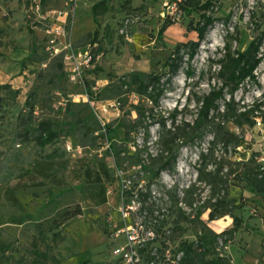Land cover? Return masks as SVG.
Listing matches in <instances>:
<instances>
[{"label":"rangeland","instance_id":"rangeland-1","mask_svg":"<svg viewBox=\"0 0 264 264\" xmlns=\"http://www.w3.org/2000/svg\"><path fill=\"white\" fill-rule=\"evenodd\" d=\"M99 1L78 0L73 4L68 0H41L40 10L36 11L33 0H0V86L10 88L0 90V255L5 264H33L34 247L56 259L47 264H129L115 251H125L130 246L138 257L135 264H150L138 249L154 256L152 264H176L180 256L176 238L179 231L155 235L156 224L171 222L178 207L189 215L215 200L209 199L207 187L196 181L197 158L207 148L209 136L181 146L174 169L163 171L155 180L139 166H131L128 155H122L117 178L105 182L106 203L96 205L86 189L80 188L79 168L85 162L94 166L97 160L115 168L104 130L97 132L102 135L95 145L82 149L80 154L70 153L64 147L67 141L74 140L71 135L61 136L58 143L39 149L31 136L19 141L22 125L17 116L20 111H27L25 101L29 93L33 94V126L45 120L58 123L68 119L65 106L69 102L87 103V109L76 108V112L84 116L91 111L101 126H115L111 139L118 146H126L132 152L136 144L154 152L161 123L166 127L172 123H192L197 108L195 96L208 92L210 86L220 85L215 76V61L221 57L224 43L236 35L235 30L238 41L231 43L239 51L260 35L264 29V0H219L214 15L223 18L231 14V20L227 25L216 23L190 68L183 63L170 81H166V69L161 64L177 42L196 40V34L186 32L185 25L195 23L198 15L175 11L174 24L157 36L165 16L164 4L169 0H105V5L92 16L90 6ZM65 8L72 12L66 31L73 44L90 43L102 55V72L87 74L81 84H73L65 76L57 77L58 54L47 53L48 44L45 46L42 40L43 24L55 22L54 11ZM37 21L42 23L33 26ZM94 31L97 35L92 41ZM32 42L37 46L38 58L47 54L44 63L40 64L35 56L25 59ZM15 51L26 52V56L15 57ZM260 54L264 55V45ZM186 70L192 72L190 77ZM132 71L164 74V92L157 105L125 87L120 95L109 100L93 101L87 97L86 82H90L92 92H99L109 83L108 74L119 78ZM255 75L256 83L244 82L234 94L235 101L240 105L262 104L260 108L264 110V61ZM10 90L19 93L13 98ZM136 108L144 110V115L140 116L141 123L133 125L138 118ZM118 123L134 126L127 144L123 140L124 127L118 128ZM226 127L244 139L235 151L228 148L230 160L247 161L255 153L257 162L264 165V121L256 119L253 127L237 128L231 123ZM63 150L65 155L61 154ZM50 155L53 156L49 158ZM211 167L209 164L207 170ZM192 184L194 187L185 195ZM228 196L244 204L233 211L242 226L231 234L218 235L231 225L232 219L224 216L209 221L206 209L200 219L217 235L207 233L205 237L212 248L210 257L218 258L221 264H264V197L236 187L229 188ZM77 205L82 215L53 230L41 227L61 210ZM168 226L169 223L163 228ZM181 226L185 228L183 240L195 241L200 235L193 223L182 222ZM129 235L134 236V244H129Z\"/></svg>","mask_w":264,"mask_h":264},{"label":"trees","instance_id":"trees-1","mask_svg":"<svg viewBox=\"0 0 264 264\" xmlns=\"http://www.w3.org/2000/svg\"><path fill=\"white\" fill-rule=\"evenodd\" d=\"M104 5L105 0H100L92 4L90 8L92 16H95L97 10ZM219 6V0H179L177 2V11H191L198 15V20L195 23L190 21L185 25L186 32L196 34V40L177 42L171 49L169 55L161 64V67L166 69L165 74L168 76L166 81H170L177 75L183 63L186 64L187 69L190 68L191 62L198 54L201 44L206 40L207 34L216 23L220 22L227 25L231 20V14L223 18L214 15V9H218ZM39 23H42V21L34 22L33 26L37 27ZM173 24L172 17L165 15L158 27L156 35L161 36ZM47 26L48 24H43V30ZM255 27H258L256 22ZM32 29L30 27L31 34L33 35ZM235 31L236 35L232 38V41L237 42L239 34L238 30ZM96 35V31H94L92 41H94ZM42 40H44L46 46L47 37L44 33H42ZM232 41L227 40L224 43L222 55L215 61L218 65L215 76L219 80L220 85L210 86L208 92L195 96L194 100L197 108L196 116L192 123L182 122L178 125L172 123L168 127L165 126L164 122L161 123L154 152L149 151L147 146L140 148L136 144L132 146V152L126 146L124 148L120 145L118 146L111 139V136L116 130L115 126H112V124L101 126L91 111L84 116H79V113L76 112V108H80L81 110L87 109V103L81 105L71 102L67 103L65 110L69 120L66 119L58 123L45 120L33 126L32 115L34 103L30 102L33 96L32 93H29L25 101L27 111H20L17 116L18 124L22 125L19 141L31 136L37 147L43 149L46 146H52L58 143L61 136L71 135L74 137V140L70 141L71 144L73 146L79 145L84 149L95 145L98 137L102 135L97 132L103 129L104 136L108 141L107 149L115 159V168L107 166L102 160H97L94 166L85 162L79 168V173L82 176L80 188L86 189L89 199L96 205H103L106 203L105 182H113L117 178L118 165L121 164L120 161L124 155H128L131 166H139L140 170L145 172L150 179L155 180L160 178L163 171L174 169L181 146L194 143L197 140L201 141L209 136L207 148L201 150L197 158L196 181L203 183L207 187L209 199L215 197L213 204H205L198 207L194 210V214L189 215L178 207L174 212V218H172L171 222L164 220L160 224H156L154 230L155 235H164L168 231H179V236L176 237L177 253L180 255L177 264H221L218 258L210 257L212 255V248L208 247L205 237L207 233L212 237H216L217 235L200 219L201 214L206 209L209 210L207 214L209 221L229 216L232 219L231 225L218 235L231 234L242 226L241 219L233 211L241 209L244 204L241 202L237 203L235 199L229 198V188L236 187L241 191H247L254 195L264 197V165L257 162V154L255 153H252L247 161L232 162L228 155V148L235 151L236 148L243 145L244 139L242 135L232 132L226 127L227 123H231L237 128H241L244 125L253 127L256 119L260 118L261 121H264V110L260 108L262 104L253 102L250 105H240L235 101L234 97L235 92L244 82L256 83L257 81L255 70L264 61V55L260 54L261 46L264 45V29L261 30L259 36H254L250 40L243 51L234 48L231 43ZM47 53L50 52L48 51ZM37 55V46L32 42L25 59L35 56L40 64L46 61L47 54L39 58ZM55 58L58 59L56 65L59 69V74L57 77L65 76L68 79L62 54L56 55ZM101 72V64H95L92 69L85 72L84 79L87 78V74H100ZM186 73L189 77L192 75L190 70H186ZM163 75L132 71L119 78H113L108 74L109 83L100 89L99 92H92L91 86L89 85L90 82H86V94L93 101L109 100L120 95L125 87L137 95L147 98L153 105H157L164 92L163 86L161 85ZM5 88H9V86H0V90ZM18 93V90H10V96L13 98ZM226 96L228 97L226 98ZM136 109L138 111V118L133 122V125L141 123L140 116L144 115V110H140V108ZM133 125L127 126L124 123L117 124L118 128L124 127L123 140L125 144L130 139ZM54 152L56 150H53L52 153L54 154ZM61 154L65 155V151L63 150ZM52 156L50 155L48 157L51 158ZM209 164L212 167L207 170ZM193 187L194 184L185 190V195ZM82 213L78 205L74 208L63 209L56 216L48 220L46 225L41 224V227L46 226L48 230H53L64 222L78 215H82ZM182 222L193 223L199 228L200 235L195 241H187L181 238L182 232L185 231V228L181 226ZM168 223L170 226L164 229L163 227ZM40 233L42 234V231ZM1 249L2 244L0 243ZM137 252L145 254L147 262L154 260V256H151L149 252H144V249H138ZM33 253L35 256L33 264H47L46 262L48 260L52 262L56 261L53 256L47 252L38 251L36 247H34ZM0 264H5L4 257L1 255Z\"/></svg>","mask_w":264,"mask_h":264},{"label":"built area","instance_id":"built-area-1","mask_svg":"<svg viewBox=\"0 0 264 264\" xmlns=\"http://www.w3.org/2000/svg\"><path fill=\"white\" fill-rule=\"evenodd\" d=\"M36 3V11L40 10V0H33ZM75 4L78 0H68ZM177 2L179 0H169L164 4L166 10L165 15L172 17L177 11ZM70 8L54 11V21L51 22L44 30L47 37V51L50 54H62L63 63L66 66L68 81L73 84H81L84 81L85 72L94 67L95 64H100L102 58L101 53H96L94 47L90 44L83 46H75L66 31L67 21L71 14ZM100 106V105H99ZM65 148L70 153L80 154L82 149L79 145L73 146L67 141ZM129 244L135 243V238L132 235L128 236ZM115 253H120L129 264H135L138 261L136 251L130 246L127 250L117 249ZM179 259V257H178ZM178 262V260L176 261ZM153 262H150L152 264ZM177 264V263H176Z\"/></svg>","mask_w":264,"mask_h":264},{"label":"crops","instance_id":"crops-1","mask_svg":"<svg viewBox=\"0 0 264 264\" xmlns=\"http://www.w3.org/2000/svg\"><path fill=\"white\" fill-rule=\"evenodd\" d=\"M94 4V3H93ZM91 7V6H90ZM91 11V10H90ZM26 56V52H19V51H15V57H24ZM103 67V66H102Z\"/></svg>","mask_w":264,"mask_h":264}]
</instances>
